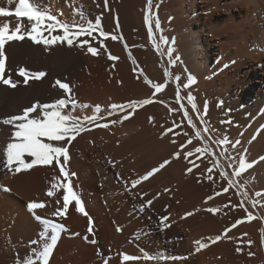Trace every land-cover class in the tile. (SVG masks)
Here are the masks:
<instances>
[{
  "label": "bare ground",
  "instance_id": "6f19581e",
  "mask_svg": "<svg viewBox=\"0 0 264 264\" xmlns=\"http://www.w3.org/2000/svg\"><path fill=\"white\" fill-rule=\"evenodd\" d=\"M42 3L53 14L62 13L61 20L79 21L80 16L74 15L77 10L92 22L99 15L108 36L99 32L81 36L80 46L76 41L73 46L66 42L45 46L27 38L6 44L5 78L11 76L18 83L15 88L0 84V120L22 115L37 102L69 96L77 104L67 106L69 115L82 119L95 114L97 119L85 122L90 130L70 144L51 142L68 150L67 176L61 175L55 161L15 174L0 167V264H23L30 253L42 249L38 235L42 225L28 210L29 202L44 203L35 212L65 228L49 264H264V0H153L152 12L158 15L163 31L156 32L153 24L151 41L144 23L147 0H108L107 9L105 0ZM0 7L14 10L15 2L9 5L0 0ZM23 22L28 25L26 19ZM3 23L14 29L17 18L0 17ZM57 34L45 31L43 36L50 40ZM161 35L168 43L160 44L158 52L154 44ZM85 40L88 44L82 43ZM89 46L97 55L87 51ZM109 55L118 59L110 60ZM170 59L175 66H169ZM19 67L46 75L24 84L23 77L16 75ZM166 68L169 82L153 95L155 89L145 78L163 84ZM189 75L195 83L184 89ZM175 76L181 79L176 81ZM57 80L67 83L70 92L64 93ZM178 85L181 95L191 94L199 109L194 112L187 99L183 101L197 127L202 129L197 116L204 114L207 102L204 122L212 137L231 142L226 148L209 142L216 155L223 150L237 161L243 155L251 164L238 180L247 199L242 201L235 187L223 191L227 180L221 179L218 169L207 171L212 168V157L194 153L185 159V152L203 145L179 110ZM142 99L153 102L135 111L125 108L107 114L112 103L127 105ZM80 104L89 107L80 108ZM95 105L101 106L99 113H94ZM125 112L131 113L127 120L111 123ZM101 124L108 127L97 126ZM15 131L13 125L0 123V160ZM189 139L192 143H186ZM176 153L180 155L174 157ZM24 159L29 163L32 158ZM166 160L164 168L132 187V180ZM225 171L231 174L233 169L225 164ZM53 183L57 187L50 197L47 192ZM61 185L69 186L81 199L86 215L76 211L74 200L63 217L53 215L58 207L63 210ZM209 196L213 198L207 200ZM149 200L152 203L147 205ZM242 202L244 207H240ZM237 220L242 222L232 227ZM217 235L222 238L213 243ZM198 240L207 247L196 252ZM146 254L149 259L144 258ZM125 255L136 259L124 260ZM173 255L186 259L166 258Z\"/></svg>",
  "mask_w": 264,
  "mask_h": 264
},
{
  "label": "snow or ice",
  "instance_id": "6c2138e0",
  "mask_svg": "<svg viewBox=\"0 0 264 264\" xmlns=\"http://www.w3.org/2000/svg\"><path fill=\"white\" fill-rule=\"evenodd\" d=\"M15 2L14 10L6 7H0V17H15L17 18L16 27L13 29L10 27L8 23L0 24V84L6 85L9 88L17 87V81L13 80L11 76L5 78V67H6V51L5 45L12 41H23L25 38L32 41L34 44L40 45H53L57 42L67 43L68 46H73L74 41H76V46H80L81 42L79 41V37L81 36H92L93 32H99L101 36H108V33H105L101 27V17L98 15L95 18V21L86 20L83 11L77 10L74 15H79L80 20L77 21L73 19L72 21L61 20L59 19L60 14H53L50 7L43 5L42 0H7L9 5H12ZM108 7V0H105V8ZM158 8V5H156ZM153 8V0H147L146 8L144 10V23L148 27V37L149 40H153L154 31L152 25H155L156 32H162L163 29L161 27V22L158 18V15L152 12ZM24 19L27 20L28 25H24ZM47 31L49 35L52 32H57V35L51 36V39H47L43 36V33ZM59 33H62L59 34ZM112 39H117L116 36H112ZM83 44H88V41L85 40L82 42ZM101 47H103V41H100ZM168 41L161 35L159 43L154 44V47L159 52L160 44H167ZM87 51L90 52L93 56L97 55V51L94 47L89 46ZM168 55L171 57L172 49H167ZM108 59L115 60L118 59L112 55H109ZM177 60L179 57L176 58ZM169 66H175V61L169 60ZM16 75L23 77V83L27 84L29 79L39 80L46 75L43 71L38 72H30L24 67H19L16 71ZM165 82L162 83H152L151 81L145 78L146 83L152 84V87L155 89L156 93H159L169 82L170 73L166 68L164 70ZM176 81H179L180 76L173 77ZM195 83L194 78L189 75L186 79V82L182 85L184 89H188ZM56 84L59 85L61 89H63L64 93L70 92V86L67 83H62L59 80L56 81ZM187 99L188 103L192 105V110L194 112H199V109L194 103V98L191 94H188L185 98L181 95L180 86H177L176 89V102L180 105V111H183L184 119L187 120L188 125L194 130L195 138L200 140L202 143V147H195L194 151H187L184 153L185 159L189 156H193L194 153H200L201 155H207L212 157L213 164L212 168L207 171H212L213 169L219 170V175L221 179L227 180L228 186L223 189L224 192H227L229 188L235 187L237 190V194L241 196L242 201L247 199V193L241 188L238 180L241 178L242 174L247 170L248 167L251 166L249 162H246V158L243 155H240L239 160H236V157L226 151H220L219 156L216 155V152L212 147L209 146V142L215 143L219 148H226L231 142L225 137L221 139H215L211 135V129L208 124L204 122V115L207 112V102L205 103V112L203 115H198L197 119L202 123V129L198 128L196 123L193 122L192 117L189 115L188 111L185 108L183 101ZM151 99H142L139 101H131L127 105L125 104H117L112 103L110 105L111 111L107 114L109 116L119 111H124L125 108L131 109L133 111L136 110L138 106H143L152 103ZM71 104L72 108L77 107L75 100L69 96L67 99L61 98L57 99L51 103H43L37 102L33 104L31 107L24 109L22 115H13L11 117L0 120V123L4 125H13L16 131L13 133L14 140L9 142L4 149V159L0 160V167H5L8 171L15 173H19L22 170H29L34 165H52L55 161L56 166L60 168L61 175L67 176L65 171L67 162L69 161V154L67 148L63 144H53L51 142H60L67 141L69 144L77 135H79L83 131H88V127L85 122L92 123L96 121L97 116L94 114L92 116H85L82 119L69 115L65 109L67 106ZM80 108H88L87 104H80ZM94 113H99L101 111L100 105H95L93 108ZM170 112L177 111V109L169 108ZM35 113V117L30 116V114ZM41 113L43 116L41 118ZM131 113L125 112L123 117L119 120L111 121L112 124H116L122 122L123 120H127ZM150 121L152 118H149ZM19 122V123H16ZM99 127H108L107 124L97 125ZM187 135V134H186ZM205 136H207V140H205ZM186 143H192L191 139H189ZM238 144V142H236ZM232 148L236 147V144H231ZM185 147V145H181V148ZM180 153L174 154V157H178ZM25 156L31 157V161L29 163L25 162ZM61 157H63V163L61 162ZM200 158V157H197ZM223 161V163H221ZM169 161H164L157 168H153L148 171L145 175L139 177L138 179L132 180V187H135L141 181L149 179L154 173L160 171V169L164 168ZM16 165L13 168V165ZM225 164L228 168L233 169L232 173L229 174L225 171ZM188 171H191L189 169ZM72 175H75L74 173ZM56 177H53L55 180ZM56 184H52V190L47 192L48 196L54 195V190L56 189ZM63 188V204L61 210L59 207L53 213L54 216L63 217L65 212L69 208V201H75L76 211L79 213H84V208L82 207V202L79 197L72 191V189L67 185H61ZM3 191H10L7 188H3ZM255 195L260 196L261 193H256ZM213 197L209 196L207 200L212 199ZM147 205L152 203L151 200L146 202ZM56 204H60V198L57 197ZM255 206V203L254 205ZM45 207L44 203H36L29 202L27 204V208L30 212H32L36 221H38L42 225V230L38 234L42 243V249L38 250L34 253H30L29 256L25 259L23 264H49V258L55 248L57 241L59 239V235L61 232L65 230L64 225L60 223H55L47 218L41 217V215L37 214L35 210L42 209ZM145 205L141 206V211L144 210ZM240 207H244L243 202L240 204ZM207 211L215 213L217 209L209 208ZM247 211V209H246ZM86 215V213H84ZM192 213H187L186 215H191ZM248 220H252L254 217L252 214L248 215ZM167 217L161 218V222ZM242 221L237 220L232 227H235L237 224ZM91 219L89 220V229L91 230ZM50 230V236L49 234ZM227 231V230H226ZM222 238L221 235H217L212 242L215 243L220 241ZM87 239V238H85ZM92 243H96L95 240L91 241ZM33 243H36L33 241ZM196 252H199L201 249L207 247V244L201 243L199 240L195 242ZM250 243V242H249ZM240 249L237 248V252ZM35 257L34 259L32 257ZM145 259H149L150 257L146 254ZM159 258V257H153ZM167 259L171 260H181L186 259V257L180 256H168ZM124 260L136 259L135 257H131L125 255L123 257ZM17 264H20L18 261Z\"/></svg>",
  "mask_w": 264,
  "mask_h": 264
},
{
  "label": "rangeland",
  "instance_id": "374dc122",
  "mask_svg": "<svg viewBox=\"0 0 264 264\" xmlns=\"http://www.w3.org/2000/svg\"><path fill=\"white\" fill-rule=\"evenodd\" d=\"M121 260H123V259H121Z\"/></svg>",
  "mask_w": 264,
  "mask_h": 264
}]
</instances>
